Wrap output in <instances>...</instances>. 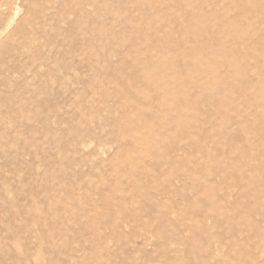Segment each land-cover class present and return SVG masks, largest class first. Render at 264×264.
<instances>
[{
	"label": "rangeland",
	"instance_id": "1",
	"mask_svg": "<svg viewBox=\"0 0 264 264\" xmlns=\"http://www.w3.org/2000/svg\"><path fill=\"white\" fill-rule=\"evenodd\" d=\"M51 1L32 18L19 10L0 39L26 19L28 40L19 48L20 39L7 38L0 52V264H264V101L256 94L264 79L255 84L264 76V42L247 58L234 56V75L221 54L231 43H208L210 32L190 23L195 11L218 8L215 34L237 16L264 40V6L246 17L232 9L235 0L202 11L188 0H81L95 9L93 24L76 21L72 0ZM181 34L188 44L178 46ZM140 56L149 68L176 70L182 165L168 178L154 164L167 148L146 132L152 118L115 98L120 84L142 75L133 63ZM215 81L231 87L211 91ZM125 117L130 123L119 125ZM86 137L88 149L75 147ZM197 139L200 149L192 148Z\"/></svg>",
	"mask_w": 264,
	"mask_h": 264
},
{
	"label": "bare ground",
	"instance_id": "2",
	"mask_svg": "<svg viewBox=\"0 0 264 264\" xmlns=\"http://www.w3.org/2000/svg\"><path fill=\"white\" fill-rule=\"evenodd\" d=\"M45 2L44 5H46V3H48V5L50 4L51 0H0V16L3 18H0V39L3 36V33L5 31L8 30V28L12 25L13 22V17L18 15V11L21 9H24L27 14L32 18L34 15L38 14L41 8L40 2ZM56 1V0H53ZM51 1V2H53ZM93 0H91V3ZM202 6L199 3H192L191 0L186 1L187 4L191 5L194 8L200 9L202 11V7L203 5H213L216 6L217 5V0H202ZM67 3V2H66ZM207 3V4H206ZM53 5L55 4L54 2L52 3ZM58 4V3H57ZM72 7L74 6L75 8V12L74 15L77 18L76 21L80 22V23H84L87 20L90 19V22L93 23L94 18H95V9H93L92 11H87L85 6H90L89 4H85L83 3V1L81 0H72L71 1ZM47 5V7H48ZM56 5V4H55ZM207 5V6H208ZM50 6V5H49ZM57 6V5H56ZM59 6V5H58ZM66 6V10L68 11L71 8V5L68 3V5ZM92 6V5H91ZM90 6V7H91ZM264 6L263 0H235L232 3V9H234L236 11V13H239V15H243V16H251L252 14V10L256 7L260 8ZM4 7V8H3ZM46 7V6H45ZM46 7V8H47ZM264 8V7H263ZM3 9H6L8 11V13H10V16L5 17V15L3 16ZM231 8H229L228 10H225L223 12V14H226L227 11H229ZM47 10V9H46ZM50 10V9H49ZM221 9H216V11H212V12H208V13H199L197 11H195L191 16H190V23L194 22V24H199L201 29L203 31L206 32H210V37L208 38V43H212V42H228L231 43V48H225L223 51H221V54H223L225 56V64L227 67L232 68V73L234 75H238L241 73V71L238 69L240 62H238L236 57H241L242 59L249 57L250 54V48L254 49L260 45L263 44L264 40L261 38H255L251 33H252V29L251 28H246V27H241V25L238 23L237 20V16H235L232 20H228L227 21V26H229V28H225V31L220 32L219 34H215L214 32L217 30L216 27H214V25L212 24V20L213 18L216 16V13L221 12ZM46 12V11H45ZM9 15V14H8ZM201 15H204L203 17ZM7 16V15H6ZM5 20L6 22H2L1 19ZM58 18V17H57ZM16 19V18H15ZM60 19V18H59ZM169 19V18H168ZM167 19V20H168ZM44 20V18H43ZM65 20V19H64ZM93 20V21H92ZM165 20V21H167ZM61 21V20H60ZM60 21H55V24L58 25L59 23H61ZM177 22L176 18H173L171 20V23ZM263 22V20H262ZM26 23V19H22L19 23H17V25L14 28V31L11 33L13 34L10 37L7 38H12L15 37V41L17 39L19 40V48L20 45L23 46L22 41L25 42L28 39H26L24 37V35H22L25 27L27 26ZM264 23V22H263ZM94 24V23H93ZM61 25V24H60ZM63 25V24H62ZM191 25V24H189ZM31 27L33 26L30 25ZM40 27V26H39ZM41 27H43V29H46L47 27H52V25L50 23H44ZM59 27V26H58ZM192 27V25L190 26ZM51 30V29H50ZM44 32V31H43ZM35 34V33H34ZM6 38V39H7ZM33 40L34 37L32 36ZM5 40H0V52H1V43L2 41H6ZM44 39V38H43ZM91 39H93L91 37ZM30 40V39H29ZM37 40V39H36ZM80 40V39H79ZM83 40V39H82ZM32 41V40H31ZM92 41V40H91ZM197 41H199V39L197 38H193L191 40V42L196 43ZM35 42V40L33 41V43ZM90 42V41H89ZM22 43V44H20ZM27 43L29 44V42H26L25 45H27ZM32 43V44H33ZM39 43V41H38ZM93 42H91L92 44ZM193 43V44H194ZM202 43L207 44L206 41H203ZM35 44V43H34ZM40 44V43H39ZM185 44H188V41L186 39V36H184V34L180 35V38L177 42L178 46H183ZM16 45L18 46V44L16 43ZM86 45V44H85ZM16 46V47H17ZM38 47V45H36ZM36 47V48H37ZM17 48V50L19 49ZM28 48V45L26 47V49ZM44 48V47H43ZM51 48V47H50ZM88 48V47H87ZM25 48H22V52L19 54H28L27 50ZM40 49V48H39ZM42 49V47H41ZM19 51V50H18ZM33 51V50H32ZM35 51V50H34ZM41 51V50H40ZM30 52V51H28ZM50 53V52H49ZM2 54V53H1ZM18 54V55H19ZM30 54V53H29ZM89 57L88 60L90 59L91 62H95L97 59V51L96 49H90L89 51ZM24 56V55H23ZM21 56V57H23ZM29 56V55H28ZM235 57V60L233 59ZM25 57V56H24ZM203 57H207V54L204 55H200V54H193V56H191V59H202ZM3 59V58H2ZM23 59V58H22ZM38 60V58H36ZM150 59L152 60V56H150ZM208 62H215L214 61V57L210 56L207 58ZM206 59V61H207ZM59 60V59H57ZM146 58H141V56L138 59L133 60V63L139 67L140 73H142V75L139 78H130V80H127V82L125 84H120V87L117 88L116 94H115V98L116 101L118 102V106H125L126 108L131 107L133 111L138 112L139 116H147V117H151L152 119H150L151 121H148L147 123H145L147 126H145V130L149 135H152L155 137V140L160 138V140H158L157 144L158 146H162L167 148V153H165V155H162L161 153L156 156V158L154 159V164L157 166L158 168V174L162 177H169L167 174L168 170L171 171H176L180 165L179 160L181 161L180 158L177 157L178 155V150L179 147L177 146V141L176 138L177 136L180 134L179 130L180 127H178L177 123H176V119H177V112L182 111V106L180 104H178L177 102V85H178V80L173 76V73L175 74L176 70L172 67V68H167L166 66L157 64L156 62H153V67L149 68L147 66H145L146 64ZM149 60V59H148ZM161 62H166L168 60V56L167 55H161ZM40 61V59H39ZM60 61V60H59ZM36 62V61H35ZM90 62V63H91ZM44 63V62H43ZM59 63V62H58ZM41 64V63H40ZM26 65V63H25ZM42 65V64H41ZM60 65V64H59ZM133 67V66H132ZM2 69V68H1ZM33 69V68H32ZM57 69V68H56ZM34 70V69H33ZM49 70H51L49 68ZM60 70V69H57ZM87 70H90L89 66L87 67ZM133 71H136L135 68H132ZM29 71V70H28ZM117 72L119 71V69L116 70ZM39 72V71H38ZM114 72V70H113ZM53 73V72H52ZM58 73H60V71H58ZM26 75V74H25ZM55 74L53 73V76ZM49 76V75H48ZM65 76V75H64ZM58 78V77H57ZM53 79V78H52ZM264 79V76L262 75H257V78L255 80V84L260 83L262 80ZM1 80V79H0ZM3 80V78H2ZM5 80V79H4ZM3 80V81H4ZM36 80V79H35ZM39 80V79H38ZM58 81V79H56ZM53 81V80H51ZM62 80H59L58 82H60ZM49 83V82H47ZM54 83V82H53ZM78 83H81V80H78ZM252 83V82H251ZM2 84V83H1ZM67 84V83H66ZM76 84V83H75ZM63 85V84H62ZM248 86L251 85L249 87L252 88L253 84H247ZM48 86V85H47ZM55 86V85H54ZM61 86V85H60ZM76 86V85H75ZM78 86V85H77ZM247 86V87H248ZM45 87V86H44ZM50 87V86H48ZM213 87H219L221 89H230L231 85L228 82H212L210 85V90L213 91L214 88ZM262 87H257L256 89V94L258 96H260V100H259V104H262V102L264 101V90L261 89ZM51 89V88H50ZM44 90V89H43ZM42 90V91H43ZM49 90V89H48ZM53 90V89H51ZM58 90V89H57ZM64 91V90H63ZM67 91V90H65ZM64 91V92H65ZM60 92V91H58ZM35 93V92H34ZM38 93V92H37ZM66 93V92H65ZM49 94V93H48ZM60 94V93H59ZM57 94V95H59ZM64 94V93H63ZM62 94V95H63ZM36 95V94H35ZM38 95V94H37ZM39 95L41 96V94L39 93ZM44 95V94H43ZM40 96H36V97H40ZM61 96V95H59ZM46 97V96H44ZM47 98V97H46ZM59 98V97H58ZM62 98V96H61ZM32 99V98H31ZM33 99H36L35 96ZM48 99V98H47ZM60 99V98H59ZM28 100V99H27ZM45 100V99H44ZM53 100V99H52ZM251 100V98H250ZM41 101V100H40ZM47 101V100H46ZM50 101V100H49ZM59 101V100H57ZM247 101V100H246ZM245 101V102H246ZM23 102V101H22ZM21 102V104H22ZM38 102V101H37ZM42 103H44L43 101H41ZM51 102V101H50ZM250 102V101H249ZM20 103V102H19ZM39 103V102H38ZM37 103V104H38ZM46 104L48 102H45ZM56 103V102H55ZM54 103V104H55ZM251 103V102H250ZM26 104V103H25ZM33 104V103H32ZM37 104L35 105V107L37 106ZM63 104V103H62ZM247 104V102H246ZM249 104V103H248ZM254 104V102H253ZM255 104L257 105V101H255ZM27 105V104H26ZM31 105V104H30ZM42 106V105H41ZM40 106V107H41ZM49 106V104H48ZM47 106V107H48ZM38 107V106H37ZM36 107V108H37ZM51 107V106H49ZM48 107V108H49ZM42 108V107H41ZM40 108V111H41ZM44 108V107H43ZM62 108V107H61ZM130 108V109H131ZM43 110V109H42ZM53 110V109H52ZM61 110V109H60ZM37 111V110H36ZM129 111V110H128ZM53 112V111H52ZM64 112V111H63ZM39 113V112H38ZM42 113H45L42 112ZM41 113V115H42ZM57 114V113H56ZM55 114V116H56ZM40 115V116H41ZM46 115V114H45ZM63 115V114H62ZM43 116V115H42ZM145 116V117H146ZM48 117V116H47ZM221 122L222 123H228L229 121H231L230 116L227 115H221ZM41 118V117H40ZM62 118V117H61ZM31 119V118H30ZM39 119V118H37ZM43 120V118H41ZM40 119V120H41ZM55 119V118H54ZM123 119L124 124L126 125V123H130V121L128 120L129 118L125 117V118H121V120H119L120 122H118V124H121V121ZM46 120V119H44ZM56 120V119H55ZM59 120V119H58ZM29 121V120H28ZM49 121V120H48ZM47 121V122H48ZM32 122V121H30ZM34 123V122H33ZM44 123V122H43ZM35 124V123H34ZM33 124V125H34ZM123 125V124H122ZM178 127V128H176ZM182 128V127H181ZM189 129V128H188ZM161 131V134H160ZM243 132V131H241ZM245 132V131H244ZM240 133V132H239ZM239 135L241 136H245L246 134H242L240 133ZM135 137V136H134ZM131 137L130 141L131 143L136 141V137ZM89 139V142L88 140ZM196 141H200V140H196ZM87 142L90 144V142H92L90 140L89 137H86L83 139L82 143L80 144H74L75 147H78L80 149H82L83 151L87 148ZM201 142V141H200ZM203 142V141H202ZM201 143H196L195 142V146L196 147L198 144H202ZM97 143V142H96ZM94 144V143H93ZM101 144V143H100ZM197 144V145H196ZM91 145V144H90ZM98 145V143H97ZM203 145V144H202ZM67 146V145H66ZM89 146V145H88ZM191 147V146H189ZM198 147V146H197ZM68 148V146H67ZM199 149L201 147H198ZM74 149V148H73ZM195 149V148H194ZM65 150V149H63ZM66 151V150H65ZM73 151V150H72ZM190 151V150H188ZM74 152V151H73ZM76 153V151H75ZM188 153V152H187ZM161 192V191H159ZM165 195L163 194V196L166 198V192H164ZM160 196V197H163ZM147 196L144 195L143 199L146 198ZM170 196H168V200L172 199L169 198ZM159 198V195H158ZM154 199V198H153ZM156 199V197H155ZM162 200V199H161ZM164 200V199H163ZM158 201V200H157ZM170 201V200H169ZM167 202V201H166ZM168 203V202H167ZM171 204V201L169 202ZM155 204V203H154ZM163 203H161L162 205ZM169 204V205H170ZM157 206H159L158 204H156ZM168 205V206H169ZM164 206V205H162ZM166 207V206H165ZM164 208V207H163ZM169 208V207H168ZM168 212V211H167ZM166 214V213H165ZM168 215V214H166ZM163 217H165L163 215Z\"/></svg>",
	"mask_w": 264,
	"mask_h": 264
}]
</instances>
